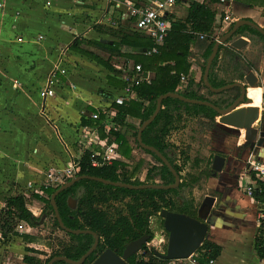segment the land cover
Returning <instances> with one entry per match:
<instances>
[{"label":"crops","instance_id":"1","mask_svg":"<svg viewBox=\"0 0 264 264\" xmlns=\"http://www.w3.org/2000/svg\"><path fill=\"white\" fill-rule=\"evenodd\" d=\"M135 1L141 4L150 0ZM189 6H174L168 14L169 18L173 21L185 19ZM112 8L108 0H0V126L4 128L7 125V128L0 129V154L9 157V170L4 176L8 174L13 182L27 184L35 180L43 183L50 168L68 167L72 160H77L89 148V136L96 139L91 145L92 149L100 152L110 146L109 138L114 139L108 130H105L108 139L101 138L100 128L93 123L96 119L91 115L98 112L99 115L107 114L110 120L116 117L114 104L117 103L113 99L124 87L121 88L118 81H123V73L135 62L127 60L125 56H115L95 44L81 45L108 60L113 70L71 48L77 38L108 45L119 42L120 38L107 30L111 26L105 22L113 14ZM260 9L252 0H233L230 13L236 19H252L264 27V16ZM115 15L119 18L120 13L115 12ZM218 21L217 14L214 34L218 31L215 30ZM118 23L121 24L119 20ZM123 24L122 27L129 26L127 22ZM191 29V24H188L187 30ZM19 37L23 40L19 41ZM119 49L123 53L146 54L141 47L125 44H120ZM191 50L190 60L193 64L190 72L199 83L204 77L205 49L192 44ZM250 50L251 41L239 51L246 54ZM56 65L65 68L67 74L60 75L55 96L42 98L40 90ZM232 65L231 58L222 54L217 72L228 83H233L230 80L234 78V82L240 81L247 86L246 96L250 102L241 103L238 107L259 106L262 119L259 118L254 125L261 122L264 130V55L258 70H254L259 82L253 87L256 92L261 90L260 104L254 103L248 95L251 85L245 80L247 74L242 79L238 78L241 69L235 71ZM146 71L153 79L155 72ZM186 78L188 80V77L182 76V79ZM198 90L206 93L204 87ZM218 117L216 127L204 134L207 146L198 154L208 158L212 156L211 161L215 154H220L225 157V164L221 172L212 169L214 174L204 179L201 188L196 187L193 194L197 206L208 195L215 198L208 218L210 229L206 239L219 245L222 250L217 257H211L215 259L213 263L209 262V257H205L200 264H259L264 229L258 222L257 209L264 196H250L242 185L249 180L245 174L246 159L251 155L264 161V142L249 150L250 147L244 146L241 141V130L235 133L236 137L218 130L223 126L231 129L221 124ZM125 121L128 125L123 126L114 120L116 124L111 128L123 129L134 147L129 136L134 132L133 126L140 123V118L127 115ZM85 128L90 130V134L84 137L82 131ZM183 130L173 131L170 140L180 144ZM191 154L194 156L197 151ZM118 155V159H125L119 151ZM162 220L158 215L151 218L154 238L148 242L160 252L165 251L168 239Z\"/></svg>","mask_w":264,"mask_h":264},{"label":"trees","instance_id":"2","mask_svg":"<svg viewBox=\"0 0 264 264\" xmlns=\"http://www.w3.org/2000/svg\"><path fill=\"white\" fill-rule=\"evenodd\" d=\"M252 2L255 5L264 6V0H252ZM216 16L217 10L211 5L199 2L192 3L188 7L186 18L172 21L171 30L165 41L158 45L157 52L151 55L123 53L119 49L120 44L143 49L155 45L154 40L148 35L132 31L125 26L122 27V25L117 28H106L120 38L119 42L111 45L85 38H77L71 44L72 49L90 56L113 70L114 68L109 65L108 60L82 48L81 45L84 43L95 44L102 49L111 51L115 56H125L127 60L132 59L135 63H141L145 71L152 70L155 72L151 82H143L135 87L137 94L135 99L121 105L114 104L117 109L115 118L110 120L107 114L101 113L98 119L93 122L99 126L101 138L108 139V134L105 132V125L108 122L115 120L125 126L128 125L125 121L127 115L139 117L140 123L133 126L134 147L149 155V160L137 159L133 154L134 147L123 129L111 128L110 133L114 136L113 140L117 142L118 151L125 159H114L111 163L95 166L93 165L92 152L85 150L77 159L79 162L77 175L96 176L133 185L155 183L168 185L174 183L175 176L164 161L154 151L143 149L140 146L137 140L138 130L142 123L154 113L157 99L163 94L179 93L188 98L210 101L219 107L228 106L239 96V87L215 93L205 85L203 78L197 83L190 72L193 64L190 60L192 44H195L197 48L205 49L204 62L207 61L212 52L217 40V35L214 34ZM188 24H191V31L187 30ZM232 25L233 23L230 27ZM201 34H204V38H201ZM236 36L248 37L251 41V50L245 54L227 44L220 45L209 74V81L214 87L228 84V81L221 78L217 72V64L222 54L224 57L231 58L235 71L241 69L238 76L240 79L244 78L249 70H258V64L264 55V34L253 26L243 25L237 30ZM204 69L205 65L203 66ZM182 76L188 77V80L187 78L182 79ZM230 81L234 82V78ZM118 84L121 88L125 85L123 81H118ZM253 86L249 87L248 95L254 103L260 104L261 94L256 92ZM199 87H204L207 94L201 93L198 90ZM213 95L216 98H211ZM226 102L227 104L224 106L223 104ZM218 116V111L211 106L190 103L169 96L163 99L162 108L157 117L143 131L144 143L158 149L180 175L181 183L176 188L130 189L84 178L57 194L56 203L65 227L72 230H93L100 237L97 249L83 264H91L98 253L106 248L122 255L125 246L130 241L143 235H149L150 242L154 238V232L150 225L151 218L159 215L162 209L196 217L198 206L193 190L196 187L201 188L203 180L214 174L211 166L212 156L210 158L203 157L198 152V155L194 154L193 156L191 154L194 151L193 141L198 139L195 135H191L192 141L185 145L176 144L170 140V137L173 131L185 129L192 123L197 128L194 132L200 133L204 138V134L208 130L216 127ZM244 139L245 129H241V141L243 142ZM113 140L109 138L108 143L111 144ZM98 159L103 162L102 157ZM187 166H190V169L183 173ZM143 167L146 168V173L144 179H140L136 177V174ZM71 179H66V182ZM60 186H42L41 191L44 192L45 196L36 193V197L45 203L39 216L35 215L29 208L28 200L25 195L21 194L6 197L4 206L0 209V238L4 241L12 237L21 238L26 243L27 255L23 257V261L27 264H48L55 256H66L72 260H80L95 242L94 235L90 233L67 232L61 227L51 202L53 193ZM260 195L259 191H256V196L260 198ZM70 198L76 201L75 205L70 204ZM20 222H25L32 227L47 223L51 225V232L48 237L41 238L38 234L19 231L17 225ZM58 232L63 233L59 235ZM168 235L167 232V238ZM221 250L219 245L205 239L198 251L201 254L200 260L205 257H217ZM202 251L204 252L202 253ZM172 260L163 257L155 247H149L146 244L141 253L130 257L129 263L169 264ZM53 264L71 263L65 260H57Z\"/></svg>","mask_w":264,"mask_h":264},{"label":"water","instance_id":"3","mask_svg":"<svg viewBox=\"0 0 264 264\" xmlns=\"http://www.w3.org/2000/svg\"><path fill=\"white\" fill-rule=\"evenodd\" d=\"M243 25H250L258 29L260 32L264 34V27L256 23L255 21L248 18L237 19L233 22V25L228 28V30L222 34L215 42L212 52L208 57L205 65L204 71V83L205 85L213 92L220 93L226 90H229L234 87L240 88L239 96L228 106L219 107L218 105L204 100L192 99L185 97L179 93H166L161 95L157 99V106L154 113L145 120L140 126L137 134V140L140 146L143 149L154 151L170 168L172 173L175 176V181L172 184H141V185H133L126 182H118L111 181L101 177L89 176V175H77L73 177L70 181L62 184L52 195L51 202L55 211V215L63 229L67 232L73 233H90L94 235L95 242L93 246L89 249V251L82 256L80 260H72L66 256H55L48 264H53L57 260H65L71 264H83L87 257L96 250L99 245L100 237L93 230H72L65 227L62 218L60 216L58 206L56 203V196L62 190L72 186L77 181L89 178L93 180L101 181L105 184H110L114 186L127 187L130 189H142V188H158V189H171L176 188L181 183V177L178 174L177 170L173 167V165L169 162V160L154 146L147 145L144 143L142 139V133L145 128L154 121L157 117L158 113L162 108L163 99L171 96L176 97L178 99L190 102V103H198L204 104L213 107L219 113L218 121L221 124L230 126L232 128H236L239 131L241 129H245V142L244 146H249V150L255 147L261 146L264 142V130L262 123L260 122L257 126L254 124L257 120L262 119V111L259 106L249 105V106H241L238 107L241 103H249L250 99L246 96L247 94V86L240 81H235L233 83H228L221 87H214L209 81V74L212 70L213 61L219 51L220 45L227 44L230 47L241 50L243 49L249 42V38L244 36H236L237 30ZM245 80L249 85H256L259 82V78L256 75L254 70H250L245 76ZM238 107V108H237ZM225 164V157L220 154H215L212 160V169L217 172H221L223 170ZM215 198L213 196H206L203 201L200 203L197 209L196 217L186 216L184 214L174 213L169 211L168 209H162L159 212V216L163 219V226L165 230L168 232V239L166 242V249L163 252H160L161 255L167 259H178V258H187L191 254L198 251L202 244L204 243L209 229V214L212 211V206L214 204ZM71 205H75L76 201L73 198L69 199ZM150 239L149 235H143L135 240L130 241L123 251L122 255H119L115 251L110 248L105 249L102 253L98 255V257L94 260L93 264H130L129 259L134 254H138L142 251L144 245L148 244Z\"/></svg>","mask_w":264,"mask_h":264},{"label":"built area","instance_id":"4","mask_svg":"<svg viewBox=\"0 0 264 264\" xmlns=\"http://www.w3.org/2000/svg\"><path fill=\"white\" fill-rule=\"evenodd\" d=\"M108 1L111 6H113V14L107 17L105 20L106 24L113 28H117L124 22H127L129 25L127 28L130 30L137 31L151 37L154 40L155 45L153 47L144 48L143 51L146 54L157 52V46L161 45L165 41L169 31L171 30V23L173 21L169 18L168 14L170 10L178 4L189 6L194 2H199L205 5H211L215 8L219 17V25L215 27V30H218L215 34L217 35V39L220 37L222 32L228 30L230 25L237 20L232 16V13H230L231 3L233 0H150L141 4L137 3L135 0ZM124 5L126 7V12L121 14L119 10ZM115 12L120 13L118 16L119 18H116ZM118 20L121 22L120 25ZM222 25H227V29L225 27V30L223 29L224 31L222 30V32H220L219 29ZM200 36L201 38H204V34H201ZM18 40L22 41L23 38L19 37ZM66 74L67 70L65 68L59 65L54 66L47 77L45 86L40 90L41 97L47 98L55 96L56 86L60 83V75ZM122 80L125 85L121 89L120 93L113 99V102L119 105L135 99L137 95L135 87L143 82H151L152 76L143 69L141 63H134L127 71H125V73H123ZM91 116L94 119H98L99 113L94 112ZM115 124L116 123L114 121L107 123L106 130L109 132L111 127L115 126ZM89 134L90 130L87 128L82 131V135L84 137ZM95 141V138L89 136V148H86V150H90L92 152L93 165L97 166L102 163H111L114 159H118V145L115 141H113L104 152L92 149L91 145ZM99 157H102L103 162L99 161ZM78 170V160H72L66 168H50L42 186L57 187L62 185L66 182V179L77 176ZM245 174L248 175L249 180L246 185H242L244 191L250 196H254L256 191H259V193L264 196V161L250 155L246 159ZM257 219L259 224L264 229V201H259ZM203 252L204 251H202V253ZM200 257L201 254L196 251L187 258L173 259L169 264H200ZM214 260V258H210L209 262L213 263ZM259 264H264V241L261 248Z\"/></svg>","mask_w":264,"mask_h":264},{"label":"rangeland","instance_id":"5","mask_svg":"<svg viewBox=\"0 0 264 264\" xmlns=\"http://www.w3.org/2000/svg\"><path fill=\"white\" fill-rule=\"evenodd\" d=\"M262 9L259 11L261 14L264 16V6H260ZM126 7L125 5L122 6L119 10L121 14L125 12ZM242 14H245L244 12H241ZM237 16V14H236ZM219 29L220 32H222L223 29L227 25H222ZM16 37V36H15ZM17 38V37H16ZM259 94H261V90L258 89L257 91ZM215 97V96H214ZM3 126H0V129ZM230 127V126H228ZM7 128V125L4 127ZM2 128V129H4ZM194 130H197L196 126L191 123V125L187 126L185 130H183V136L180 139V145H185L192 141L191 135H195V137H198V139L193 143L194 151L196 152H201L206 148L207 146V141H205V138L198 133L194 132ZM223 132V134H228L229 136H234L236 137L239 130L236 128L228 129L223 126V128L218 129ZM237 133V134H235ZM132 143L134 144V138L132 135L129 136ZM180 137V136H179ZM204 139V140H203ZM245 142V139L244 141ZM135 145V144H134ZM199 147V148H198ZM135 156L137 159L144 158L145 160H149L150 156L145 154L141 149L135 147ZM193 152V151H192ZM9 157L0 154V209L4 206V201L5 198L10 196V195H15V194H21L25 195L26 199L28 200V206L29 208L36 214L40 215L42 213V209L45 206V203L38 199L36 197V193H40L44 195V192L41 191L42 187V182L40 181H29L27 184H19L16 182H13L14 180L9 177L8 174V166H10ZM190 169V166H187L183 173H186ZM146 173V168L143 167L141 171H139L136 175V177H139L140 179H144ZM7 175V176H6ZM45 196V195H44ZM159 216V215H158ZM17 229L19 231H24V232H30V233H35L41 236V238L48 237L49 233L51 232V225L50 224H40L39 226H29L25 222H20L17 225ZM63 232H58L57 234L62 235ZM149 247H154L149 244H147ZM50 251V250H49ZM27 255V251L25 250V242L19 237H12L11 239L4 241L2 238H0V264H27L23 261V257Z\"/></svg>","mask_w":264,"mask_h":264},{"label":"flooded vegetation","instance_id":"6","mask_svg":"<svg viewBox=\"0 0 264 264\" xmlns=\"http://www.w3.org/2000/svg\"><path fill=\"white\" fill-rule=\"evenodd\" d=\"M99 243H100V242H99ZM96 249H97V248H96ZM106 249H107V248H106ZM94 251H95V250H94ZM102 252H103V251H102ZM102 252H101V253H102ZM141 252H142V251H141ZM141 252H140V253H141ZM92 253H93V252H92ZM92 253H91V254H92ZM91 254H90V255H91ZM99 254H100V253H98V255H99ZM90 255H89V256H90ZM98 255L96 256V258L98 257ZM89 256H88V257H89ZM88 257H87V259H88ZM96 258H95V259H96ZM87 259H86V260H87ZM95 259H94V260H95ZM94 260L91 262V264H93Z\"/></svg>","mask_w":264,"mask_h":264}]
</instances>
